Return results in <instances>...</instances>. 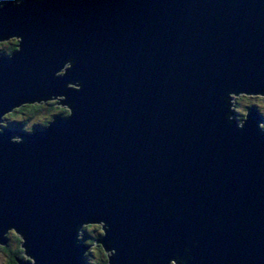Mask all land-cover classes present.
Masks as SVG:
<instances>
[{"label":"water","instance_id":"obj_1","mask_svg":"<svg viewBox=\"0 0 264 264\" xmlns=\"http://www.w3.org/2000/svg\"><path fill=\"white\" fill-rule=\"evenodd\" d=\"M13 38L0 112L54 94L73 107L0 132V244L21 236L18 264H84L90 219L111 226L96 242L112 264H264V117L225 116L229 90L264 91V0H5Z\"/></svg>","mask_w":264,"mask_h":264},{"label":"clouds","instance_id":"obj_2","mask_svg":"<svg viewBox=\"0 0 264 264\" xmlns=\"http://www.w3.org/2000/svg\"><path fill=\"white\" fill-rule=\"evenodd\" d=\"M14 3L16 5H21L23 3V0H14ZM0 6H2V3H0ZM16 36L21 37L20 35H16ZM21 41L22 39L19 41L18 48L15 51H13L11 54H4L3 52H0V58L7 57L8 59H11L13 57V54L20 50ZM3 43L6 44L7 41H4ZM0 47H2V45H0ZM73 63L74 60L71 57L65 59L62 63V66L58 68V70L54 73V75L55 76L64 75L65 72L73 66ZM66 86L71 89L79 90L82 87V84L79 80H75V81L67 82ZM249 94L253 96H257L261 101H264V91L229 90L227 92L226 99L228 100L229 112L226 113L225 116L226 119L231 123L233 120V116L231 115V112L234 111L235 113H238V115L235 117L237 128H243L245 121L248 117V114L244 113V115L242 116L243 109H239L235 107L236 100L240 99L241 101L247 103ZM61 95L64 96V94H54L41 99L23 100L20 103L14 104L7 111L0 112V132H2L3 129L8 126L10 121L20 122L21 128H19V130L30 134L34 131V126L36 125H39L42 128L49 127L54 122L57 116H59L61 119L70 118L71 115L73 114V107L70 103H63V105H65L63 109L64 114L56 115L55 119L52 120L51 123H46V124L37 123L35 125H32L31 121L25 122V117L23 113L31 112L33 109L41 107L42 105L37 102L46 101L52 97L61 96ZM247 109L248 108H246V111ZM256 109L258 113L262 117H264V105H261ZM257 127L260 129L261 132H264V119L257 121ZM23 140L24 137L18 133H13L9 136V141L13 143H21L23 142ZM110 227L111 226L104 219L85 220L76 226L75 228L76 242L80 243L82 241L84 245H87V247L84 248L81 254L84 264H112V262L110 261V257L116 254L117 249L115 247L110 246L112 244V241H108L109 247H106L104 242L103 245L97 243L96 232L93 231V230L98 231L100 233L99 237H103L106 235ZM10 228L12 227H8L7 229ZM85 232L89 234L87 238H84ZM19 238L20 237L17 236V239ZM185 251L186 252L189 251L187 246L185 247ZM31 257L33 256L31 255ZM191 260H193V256L190 253L187 257H183L177 253L169 258L168 264H188V262ZM0 264H5L2 254H0ZM33 264H36L35 260L33 261ZM145 264H153L152 258L150 256L145 257Z\"/></svg>","mask_w":264,"mask_h":264},{"label":"rangeland","instance_id":"obj_3","mask_svg":"<svg viewBox=\"0 0 264 264\" xmlns=\"http://www.w3.org/2000/svg\"><path fill=\"white\" fill-rule=\"evenodd\" d=\"M0 45H2V47H0V52H1V50H2L1 48H4L7 45V43L5 44V43L0 42ZM51 102L53 103L55 101L53 100ZM57 102L58 101H56V104L59 103V102L58 103ZM40 104L42 106L38 107L34 113H30V112L23 113V115L25 117V122L31 121L32 125H35L37 123L42 124L45 121H49L52 118V116H56L57 114H59V115H63L64 114V113H61V110H59V109H62V108L64 109L65 106H59V105H55L54 104L55 106L51 107V106L46 105V104L43 105V103H40ZM261 105H264V101H261L259 99V97L253 96V95H248V102L247 103H245L244 101H241L240 99H237L236 103H235V107L236 108L243 109L242 113L247 112L245 108H249V107H256L257 108V107H259ZM236 114L238 115V113H236ZM13 123L20 124V122H12V121H10L7 127H11L12 128V124ZM18 126H19L18 128H21V124L18 125ZM93 231L96 232V240H97L99 238V236H98L99 232H97L96 230H93ZM88 235L89 234L87 232H85L84 233V238H87ZM11 240H12V236L11 237H6L5 244L4 245L0 244V254L3 255L5 264H9V255H7V253L3 251V247L6 245L7 248H11V247L14 248V242L11 241Z\"/></svg>","mask_w":264,"mask_h":264},{"label":"trees","instance_id":"obj_4","mask_svg":"<svg viewBox=\"0 0 264 264\" xmlns=\"http://www.w3.org/2000/svg\"><path fill=\"white\" fill-rule=\"evenodd\" d=\"M4 0H1L0 1V3H2ZM14 41V40H13ZM15 42H16V40H15ZM3 43V42H2ZM10 43V40H7V45L4 47V48H1L2 49V52H4V53H6V54H10L13 50H14V48H15V44L11 47V45L13 44V43H11V44H9ZM8 45H10L9 46V48H6V47H8ZM51 101H53V100H51ZM50 100H48V101H46V102H41V103H43V105L44 104H46V105H49V106H51V107H53V106H55V105H59V106H61L58 102V104H56V101L55 102H51ZM55 104V105H54ZM36 109L37 108H35V109H33L30 113H34L35 111H36ZM246 109V108H245ZM59 110H61V113H64L63 112V108L62 109H59ZM60 112V111H59ZM246 113V112H245ZM244 115V113H242V116ZM237 116V114L234 112V117H236ZM53 117V116H52ZM52 119V118H51ZM48 121H45L44 123H42V124H46ZM17 125H20V124H17ZM98 232V231H97ZM12 236V240L11 241H13L14 242V248H12L11 246V248H7V246L5 245L4 247H3V251L4 252H6L7 253V255H9V264H18L17 263V259H19V260H26L27 259V257H26V255H25V253H24V250H23V248H22V246H21V241H22V239H21V236L17 233V232H15L14 230H9L7 233H6V237H11ZM17 236H19L20 238L19 239H17ZM98 236H100V233H99V235ZM10 245V244H9ZM8 245V246H9Z\"/></svg>","mask_w":264,"mask_h":264},{"label":"flooded vegetation","instance_id":"obj_5","mask_svg":"<svg viewBox=\"0 0 264 264\" xmlns=\"http://www.w3.org/2000/svg\"><path fill=\"white\" fill-rule=\"evenodd\" d=\"M9 40H10V43H9V44L13 43V44L11 45V47H12L14 44H16V42H15L16 39L13 38V39H9ZM13 40H14V41H13ZM9 46H10V45H8V47H6V48H9ZM14 50H15V48H14ZM14 50H13V51H14ZM13 51H12V52H13ZM1 52H2V50H1ZM3 53H4V52H3ZM4 54H6V53H4ZM54 101H55V100H54ZM16 126H18V125L16 124Z\"/></svg>","mask_w":264,"mask_h":264},{"label":"bare ground","instance_id":"obj_6","mask_svg":"<svg viewBox=\"0 0 264 264\" xmlns=\"http://www.w3.org/2000/svg\"><path fill=\"white\" fill-rule=\"evenodd\" d=\"M9 40V39H8ZM7 41V40H6ZM2 42H4V41H2ZM56 99H58V98H56ZM56 99H52V100H55V101H57ZM41 102H44V101H41ZM58 115V114H57ZM53 117H56V116H53ZM39 128H41L39 125H37V126H35L34 127V129H39ZM41 129H43V128H41Z\"/></svg>","mask_w":264,"mask_h":264}]
</instances>
